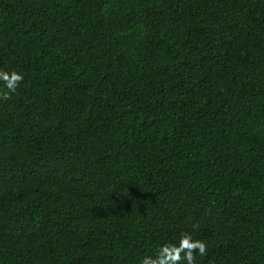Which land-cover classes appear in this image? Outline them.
I'll use <instances>...</instances> for the list:
<instances>
[{
	"label": "trees",
	"instance_id": "1",
	"mask_svg": "<svg viewBox=\"0 0 264 264\" xmlns=\"http://www.w3.org/2000/svg\"><path fill=\"white\" fill-rule=\"evenodd\" d=\"M0 264H264V0H0Z\"/></svg>",
	"mask_w": 264,
	"mask_h": 264
},
{
	"label": "clouds",
	"instance_id": "2",
	"mask_svg": "<svg viewBox=\"0 0 264 264\" xmlns=\"http://www.w3.org/2000/svg\"><path fill=\"white\" fill-rule=\"evenodd\" d=\"M19 78V77H18Z\"/></svg>",
	"mask_w": 264,
	"mask_h": 264
}]
</instances>
